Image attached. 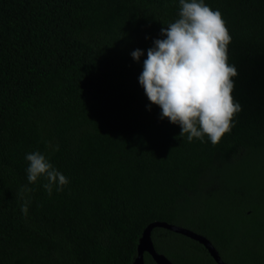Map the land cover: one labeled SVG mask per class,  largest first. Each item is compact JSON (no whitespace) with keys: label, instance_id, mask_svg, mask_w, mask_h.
I'll use <instances>...</instances> for the list:
<instances>
[{"label":"trees","instance_id":"16d2710c","mask_svg":"<svg viewBox=\"0 0 264 264\" xmlns=\"http://www.w3.org/2000/svg\"><path fill=\"white\" fill-rule=\"evenodd\" d=\"M205 3L232 37L242 107L215 146L187 142L138 79L179 0H0V264H134L153 221L205 236L228 264H264V0ZM37 150L63 191L28 182ZM151 239L174 264H217L180 233Z\"/></svg>","mask_w":264,"mask_h":264},{"label":"clouds","instance_id":"9594fccd","mask_svg":"<svg viewBox=\"0 0 264 264\" xmlns=\"http://www.w3.org/2000/svg\"><path fill=\"white\" fill-rule=\"evenodd\" d=\"M161 36L165 38L154 40V47L147 50L140 85L151 104L161 109L160 118L180 126L187 142H203L206 136L218 145L242 111L233 95L238 71L229 62L232 37L222 13L205 0H179L178 17L161 29ZM131 55L139 62L144 52L136 49ZM25 159L28 182L43 178L49 196L70 183L40 151L28 153ZM30 191L27 186L21 188V198ZM28 204L24 199L21 212L25 216Z\"/></svg>","mask_w":264,"mask_h":264},{"label":"water","instance_id":"95a60500","mask_svg":"<svg viewBox=\"0 0 264 264\" xmlns=\"http://www.w3.org/2000/svg\"><path fill=\"white\" fill-rule=\"evenodd\" d=\"M155 227L165 228L198 241L199 243L205 246V248L208 250L209 254L212 256V258L217 264H228L221 259V256L219 255L217 249L205 236L198 234L185 227L168 223L165 221H153L143 229L137 245V256L134 260V264H143L144 252H148L157 264H174L165 255L158 253L155 250L151 239V231Z\"/></svg>","mask_w":264,"mask_h":264}]
</instances>
